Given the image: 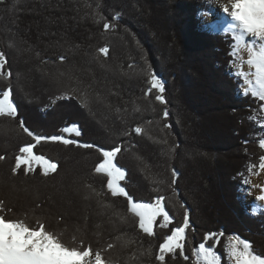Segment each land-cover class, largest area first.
<instances>
[{
  "label": "trees",
  "instance_id": "1",
  "mask_svg": "<svg viewBox=\"0 0 264 264\" xmlns=\"http://www.w3.org/2000/svg\"><path fill=\"white\" fill-rule=\"evenodd\" d=\"M211 5L209 0L0 3V51L8 60L6 71L13 73L10 80L0 78V95L11 87L17 119L44 136L64 134V127L75 124L82 135L73 138L81 143L106 150L120 146L117 163L126 171V190L137 202L163 196L173 223L161 227L159 218L156 235L143 234L127 213L126 199L107 194V178L94 173L102 159L96 148L41 143L34 151L58 162V172L44 177L37 168L32 175H13L19 148L34 141L17 121L0 118V155L6 157L0 161V201L6 218L31 226L39 219L63 233L70 246L74 236L94 249L117 243L106 253L113 264H159V245L182 225L186 209L191 229L185 255L205 242L206 234L223 232L215 238L218 244L206 241L221 264H231L225 245L232 235L264 256V209H246L240 175L260 172L264 150L258 139L264 131L248 117L264 102L242 95V81L228 71L230 38L201 27L200 14ZM105 20L115 28L106 32ZM103 46L109 47V58L97 59ZM150 73L164 82L166 104L155 100V92L146 95ZM136 126L145 133H134ZM250 164L256 165L251 174ZM172 169L178 173L174 184ZM86 185L105 195L96 197ZM113 212L127 219L121 222ZM121 235L135 243L121 247L116 240ZM132 253L139 259L130 260ZM168 264L190 261L178 255Z\"/></svg>",
  "mask_w": 264,
  "mask_h": 264
},
{
  "label": "snow or ice",
  "instance_id": "2",
  "mask_svg": "<svg viewBox=\"0 0 264 264\" xmlns=\"http://www.w3.org/2000/svg\"><path fill=\"white\" fill-rule=\"evenodd\" d=\"M4 0H0L3 3ZM216 0H209V3ZM224 17L223 27L220 29L223 35L231 40V52L233 57L231 66L235 69L233 75L242 81L240 86L241 94L251 96L254 99L264 102V0H228L222 6ZM202 16H207L208 13H202ZM103 19V17H100ZM118 18V17H117ZM230 18V19H229ZM212 29H217V24L206 25ZM103 28L106 32L115 28V25L105 20ZM241 53H246L245 59ZM110 49L108 46H103L98 49V57L109 58ZM61 61L64 57L60 58ZM8 60L4 52L0 51V78L10 80L13 76L11 70L6 71ZM247 65L251 71H244V65ZM63 75V74H62ZM149 87L146 95H152L155 92V100L161 104H166L167 101L163 95L165 91L164 82L155 74L150 73L148 81ZM13 92L9 86L6 91L0 95V118L17 121L19 129L28 137L32 138L34 143H28L19 148V154L15 156V164L12 168L13 175H32L36 173L37 168L40 169V174L44 177H49L56 174L59 169L58 162L46 158L44 155H37L34 151L37 145L41 143H58L63 146H73L77 148L92 149L100 153L102 159L95 166L94 173L104 175L106 180V193L111 197H123L126 199L127 213L136 218L139 230L148 237L156 235L154 231L159 218H162L161 227H167L173 223V217L169 215V211L165 207V198L158 197L154 203L137 202L126 190L122 184L126 179V171L118 166L117 156L121 153L120 146H115L110 150L103 147H97L89 143H81L73 137L82 135L80 128L73 124L63 128L61 135L44 136L35 133L25 125L23 119L18 118V108L14 103ZM69 98L66 96L60 97ZM85 94V99H86ZM257 112L261 115L258 118ZM169 113L164 110L163 117L167 119ZM249 121L257 124L264 131V104H261L258 109L252 110ZM170 127V125H165ZM136 134L145 133V129L136 126L133 129ZM248 143V141H245ZM258 147L264 150V136L258 139ZM5 156L0 155V161L5 160ZM35 165V166H34ZM256 165L248 166L249 174L252 173ZM259 169L264 172V155L260 157ZM178 173L175 169L171 170L172 183H175V178ZM242 176V183L251 185L253 188H260V195L257 200L264 202V186L252 184L248 177ZM91 190V194L96 197L105 195L103 192H96L91 185H86ZM248 191V189H245ZM102 206L111 208L110 203L101 201ZM39 207V205H38ZM184 208V205L181 204ZM5 204L0 201V264H113V260L106 256V253L117 247V243L110 242L104 248L94 249L91 245L85 246L82 240L77 241L73 237V245L66 244L63 239V233H58L49 230L45 223L37 219L35 226L29 225L24 219L6 218L3 213ZM10 211V209H8ZM113 215L124 222L127 219V214L120 215L113 212ZM191 229L187 210L182 220V225L175 226L170 235H167L163 243L159 245L158 255L155 260L159 264H168V259L181 256L190 264H221V257L215 250L213 245H209L206 241H214L218 244L216 237H223L224 233H208L204 237L205 242H200L198 246L190 251V255H185V243L187 233ZM120 241V246L130 247L135 241L132 238H125L123 235L116 237ZM225 251L231 264H264V256L257 254L253 250L252 243L238 235H232L227 238ZM150 254V252H142L140 255ZM136 253H132L130 260H138Z\"/></svg>",
  "mask_w": 264,
  "mask_h": 264
},
{
  "label": "rangeland",
  "instance_id": "3",
  "mask_svg": "<svg viewBox=\"0 0 264 264\" xmlns=\"http://www.w3.org/2000/svg\"><path fill=\"white\" fill-rule=\"evenodd\" d=\"M225 2H226V0H216V2L212 3L209 12H207L208 13L207 16H202L200 14V17H201V20H202L201 27L206 32H209L211 34H222V32H220V30L219 31H213L211 27H208L206 25H210L211 24L209 22V19H218V22L220 21V19L224 20L225 15L222 13V7L221 6ZM241 55H243L245 59L247 58V54L246 53H241ZM245 66H246V64L244 65V67ZM228 71L233 75V72L235 71V69L231 66L230 70H228ZM263 174H264V172L260 171L258 175L251 176L250 179L252 181V184L263 186L262 184L259 183V180H260V178H261V176ZM245 189H248V191H245ZM257 189H259V188L257 187ZM243 191H244L245 206H246V209L249 212L254 213V212L259 211L260 209H264L263 204L259 203V200L256 199V197L259 194L255 192V188H253L251 185H246L243 188Z\"/></svg>",
  "mask_w": 264,
  "mask_h": 264
},
{
  "label": "bare ground",
  "instance_id": "4",
  "mask_svg": "<svg viewBox=\"0 0 264 264\" xmlns=\"http://www.w3.org/2000/svg\"><path fill=\"white\" fill-rule=\"evenodd\" d=\"M227 2H228V0H226L225 3H227ZM224 15H226V14H224ZM209 22L211 24H213V23L217 24V26H218L217 29H212L213 31H219L223 27L224 20L220 19V21L218 22V19H209ZM244 70L245 71H251L247 65L244 67ZM259 183L264 186V174L261 176V178L259 180ZM255 192L260 195L261 194L260 193V188L259 189L255 188ZM259 203L263 204V206H264V202L259 201Z\"/></svg>",
  "mask_w": 264,
  "mask_h": 264
}]
</instances>
